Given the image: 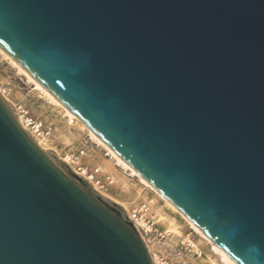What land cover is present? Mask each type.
<instances>
[{
	"label": "water",
	"instance_id": "obj_1",
	"mask_svg": "<svg viewBox=\"0 0 264 264\" xmlns=\"http://www.w3.org/2000/svg\"><path fill=\"white\" fill-rule=\"evenodd\" d=\"M0 48L234 263L264 264V0H0ZM0 264H154L1 92Z\"/></svg>",
	"mask_w": 264,
	"mask_h": 264
},
{
	"label": "rangeland",
	"instance_id": "obj_2",
	"mask_svg": "<svg viewBox=\"0 0 264 264\" xmlns=\"http://www.w3.org/2000/svg\"><path fill=\"white\" fill-rule=\"evenodd\" d=\"M0 91L13 108L42 125L41 148L62 160L74 154L84 155L81 163L89 169L100 168L114 184L100 194L131 214L147 204L146 243L153 259L166 264H224L206 242L178 213L159 199L154 190L137 176L118 166L108 151L97 144L89 130L78 121L70 122L64 108L52 103L34 83L20 73L0 51ZM109 164L110 166H107Z\"/></svg>",
	"mask_w": 264,
	"mask_h": 264
},
{
	"label": "built area",
	"instance_id": "obj_3",
	"mask_svg": "<svg viewBox=\"0 0 264 264\" xmlns=\"http://www.w3.org/2000/svg\"><path fill=\"white\" fill-rule=\"evenodd\" d=\"M1 92V91H0ZM4 96V92H1ZM15 113L18 117V120L21 126L31 135L34 139H43L44 131L42 129V125L37 121L27 117V115L23 114V111L20 109L14 108ZM84 153L74 154L68 156L67 164L77 175L84 178L88 183L92 185V187L97 189V191L106 189L107 187L114 184V180L110 176H102V170L100 168L89 169L84 164L81 163V157ZM65 158V159H66ZM77 170V171H76ZM95 186V187H94ZM148 211L149 208L147 204H141L137 209L133 210L132 213L127 214L130 220L134 223L136 228L141 233L142 237L146 241V237L149 234L148 229H146L147 225H149L148 220ZM154 260V259H153ZM154 264H166L162 261L157 262L154 260Z\"/></svg>",
	"mask_w": 264,
	"mask_h": 264
},
{
	"label": "bare ground",
	"instance_id": "obj_4",
	"mask_svg": "<svg viewBox=\"0 0 264 264\" xmlns=\"http://www.w3.org/2000/svg\"><path fill=\"white\" fill-rule=\"evenodd\" d=\"M1 53L3 54V56L8 59L10 61V63L15 66L18 71L22 74H24L28 80L32 83H34L35 87L40 90L52 103H54L55 105L59 106L60 108H64L56 99H54L47 91H45L29 74H27L19 65H17L1 48H0ZM65 110V113L67 114V116L70 119V122L73 121H78L80 122L74 115H72L68 110ZM84 127V125H82ZM90 136L91 138L100 146H102L103 148H105L108 151V154L112 157V159H114L116 161V163L118 164V166H121L124 170L131 172V175L133 176H137L139 178V180L141 181L142 184H144L146 187L150 186L140 177L138 176L126 163H124L122 160H120L107 146H105L95 135H93L90 131ZM32 135V134H31ZM36 142L38 143V145L41 147V143L40 141H38V139H35ZM62 161L64 163H68V158L66 159H62ZM107 166H110L109 164H107ZM77 171V170H76ZM95 187V186H94ZM95 189H97L95 187ZM151 189V188H150ZM152 190V189H151ZM99 192V191H98ZM156 193V191H154ZM100 193V192H99ZM157 196L159 197V199H162L167 206H169L171 209H173L176 213H178L197 233L200 234V236L208 243L211 244L212 247V251L217 254L220 258V260L222 261V263L224 264H236L234 263L229 257H227L217 246H215L213 243H211L208 239H206L201 233L200 231L193 225L191 224L182 214L179 213V211L177 209H175L170 203H168L166 200H164L158 193H156ZM149 231V230H148ZM155 261H157L156 259H154ZM153 260V261H154Z\"/></svg>",
	"mask_w": 264,
	"mask_h": 264
}]
</instances>
